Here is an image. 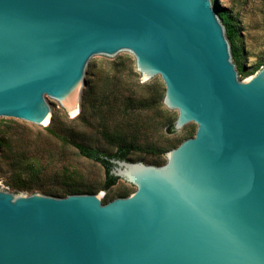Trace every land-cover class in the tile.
<instances>
[{
	"label": "water",
	"instance_id": "water-1",
	"mask_svg": "<svg viewBox=\"0 0 264 264\" xmlns=\"http://www.w3.org/2000/svg\"><path fill=\"white\" fill-rule=\"evenodd\" d=\"M216 1L0 0V128L45 130L49 98L77 120L93 65L129 55L173 130L196 125L162 166L109 159L127 197L0 190V264H264V66L242 80L216 6L246 66L247 23Z\"/></svg>",
	"mask_w": 264,
	"mask_h": 264
},
{
	"label": "rangeland",
	"instance_id": "rangeland-1",
	"mask_svg": "<svg viewBox=\"0 0 264 264\" xmlns=\"http://www.w3.org/2000/svg\"><path fill=\"white\" fill-rule=\"evenodd\" d=\"M223 1L247 23L246 46L254 58L248 66L242 62L245 49L236 25L230 42L238 51L235 65L242 68L240 76L245 81L263 67L264 0ZM90 83L94 91L87 93L77 120L49 98L57 116L45 130L20 120L0 128V146L6 155L0 159V190L17 195H47L45 192L51 191L47 196L57 197L56 192L70 188L93 192L101 199L107 196L108 201L127 197L135 191L133 185L118 179L103 191L104 169L80 156L71 144L105 153L126 146L131 150L129 162L162 166L168 151L193 137L196 125L169 131L178 113L162 104L164 84L157 80L149 87L137 72L132 55L117 63L93 65Z\"/></svg>",
	"mask_w": 264,
	"mask_h": 264
},
{
	"label": "trees",
	"instance_id": "trees-1",
	"mask_svg": "<svg viewBox=\"0 0 264 264\" xmlns=\"http://www.w3.org/2000/svg\"><path fill=\"white\" fill-rule=\"evenodd\" d=\"M216 11L218 12L219 18L225 28V36L228 42H232L235 37V28H234L233 19L231 18L227 10H225L224 8H221L218 5L216 6ZM230 54H231V58L235 61L236 65H238L239 55H238V52L235 46L231 45ZM263 66H264V61H263ZM88 68H90V66ZM238 74L239 75L243 74L242 68L238 67ZM172 126H173V123L169 127L170 132H174ZM71 145L74 147V149L77 151V153L80 156L99 164L104 169V183H103V188H102L103 191H108L109 188L114 186L116 182L118 181V178L109 174V170L111 168L109 159L118 158V159H124L128 161V157L131 154L130 148L126 146L117 148L114 153H105V152L100 151L99 149L91 148V147L82 145L80 143L73 142ZM18 164L19 166L17 168H20L21 164L20 163ZM45 193L47 195H51L53 192L47 191ZM56 194H58L57 198H63V197H66L68 195H73V194H94V193L88 192L85 190L80 191L78 189L64 188V190H62L61 192H56ZM109 201L107 200V196H105L102 199V203L104 204Z\"/></svg>",
	"mask_w": 264,
	"mask_h": 264
}]
</instances>
